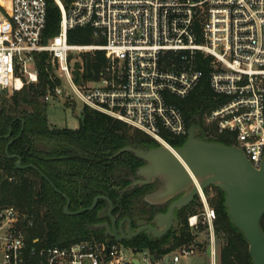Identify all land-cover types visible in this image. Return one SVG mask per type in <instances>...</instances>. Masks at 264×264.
I'll list each match as a JSON object with an SVG mask.
<instances>
[{
    "label": "built area",
    "instance_id": "built-area-1",
    "mask_svg": "<svg viewBox=\"0 0 264 264\" xmlns=\"http://www.w3.org/2000/svg\"><path fill=\"white\" fill-rule=\"evenodd\" d=\"M46 1L0 0V93L36 82L34 53L46 51L51 78L66 84L47 88L45 102L76 99L173 148L161 133L187 136L172 98L197 85L201 54L209 57L210 89L222 97L203 117V136H212L208 128L214 125L254 167L264 165V0H70L67 8L54 0L58 31L43 41ZM76 26H89L101 43H69L67 30ZM90 49L104 52L98 77L75 83L70 54ZM197 195L201 210L187 224H206L209 264H216L215 211L203 191ZM24 217L0 205V264H178L201 243L194 238L159 255L107 237L36 246L27 243Z\"/></svg>",
    "mask_w": 264,
    "mask_h": 264
},
{
    "label": "trees",
    "instance_id": "trees-1",
    "mask_svg": "<svg viewBox=\"0 0 264 264\" xmlns=\"http://www.w3.org/2000/svg\"><path fill=\"white\" fill-rule=\"evenodd\" d=\"M67 8L70 0H62ZM60 12L54 0L46 1V21L43 41L57 33ZM89 26H76L67 30V41L71 44L101 43L92 41ZM105 61L100 49L84 51L72 65L75 83L94 81ZM37 81L24 83L20 89L0 93V205H10L26 216L25 236L28 244H66L80 239H103L104 229L96 224L97 212L112 203V215L133 219L149 214L153 210L143 199L147 186L131 185L137 176L141 159L131 151L115 152L126 145L143 148L158 144L153 138L125 122L105 113L82 106L80 121L76 127H54L49 124L42 99L47 88L55 82L51 78V64L46 51L34 53ZM196 66L201 71L197 85L185 96L175 97L186 125H196L199 136L205 140H216L230 145L231 141L218 137L203 136L206 126L204 115L221 102L209 86V57L197 54ZM22 127V128H21ZM8 134V135H7ZM162 137L173 147L181 146L186 136H175L162 131ZM12 139L10 143L8 141ZM8 143V145H7ZM16 154L22 164L32 167L17 168L15 158L5 152ZM45 175L54 187L43 177ZM211 195H208L209 190ZM207 200L215 211L213 228L215 236L224 243L220 251L221 264H253L248 244L240 230L231 222L224 206V192L216 186L203 189ZM68 198L71 211L87 207L95 195H103L94 207L77 214H65L63 206ZM201 205L199 198L181 207V217L174 231L161 239L151 240L144 234L123 239L127 245L147 248L152 254L169 252L179 245H189L195 235L187 224V217L197 213ZM264 231V212L259 221ZM36 239V241H34Z\"/></svg>",
    "mask_w": 264,
    "mask_h": 264
},
{
    "label": "water",
    "instance_id": "water-1",
    "mask_svg": "<svg viewBox=\"0 0 264 264\" xmlns=\"http://www.w3.org/2000/svg\"><path fill=\"white\" fill-rule=\"evenodd\" d=\"M11 141L12 139L8 143ZM7 145L5 152L8 157L16 159L15 167H32L38 170L31 163L22 164L18 155L7 153ZM174 149L184 165L162 143L149 148L126 145L115 152L118 154L123 151H131L134 156L145 161L136 170V174L142 179L135 180L133 184L137 182L149 183L155 177L160 179L162 185L143 196L146 202L156 204L174 195H180L170 202L165 213L154 215L153 220L156 226L144 224L134 231L130 229L131 220L129 217L116 220V217L111 213L112 203L107 200L108 207L98 210L97 217L99 219L108 217V220L96 224L97 227L104 229L106 241H109V238L117 241L130 239L141 230L156 237L161 236L170 227L172 219L176 220L175 209L192 201L198 190L203 191L208 186H216L225 194L226 212L232 224L242 232L248 244L252 263L264 264V231L259 225L260 217L264 212V165L262 164L259 168L254 167L243 151L233 144L227 145L216 140L202 139L196 125L188 127L184 142ZM43 177L54 187L45 175ZM64 197L63 212L65 214H77L92 209L99 198H105L103 195H95L89 206L71 211L68 209V198L65 195ZM137 223H143V220H137Z\"/></svg>",
    "mask_w": 264,
    "mask_h": 264
},
{
    "label": "rangeland",
    "instance_id": "rangeland-1",
    "mask_svg": "<svg viewBox=\"0 0 264 264\" xmlns=\"http://www.w3.org/2000/svg\"><path fill=\"white\" fill-rule=\"evenodd\" d=\"M6 22V21H5ZM93 42H97V38L91 36ZM94 50V49H93ZM85 50L72 52L70 54L71 58V65H73L74 61H77L80 59V55ZM91 51V49H90ZM50 60V56H49ZM51 69H53L51 64ZM55 83H61V85L65 86L66 82L64 79H61L60 82L58 79H54ZM10 91H6V94H9ZM173 101H175V97L172 98ZM81 108L82 105L78 100H68L65 99V101H62L58 98H53L52 100L48 101L45 108V114L46 118L50 125L54 127H76L79 124L80 121V114H81ZM210 130V134L212 136L210 137H218L219 133H217L214 125L209 126L208 128ZM223 138H227L228 134H224L221 136ZM230 140V139H229ZM232 144H235L234 141L230 140ZM173 147V146H172ZM174 148V147H173ZM208 195H211L210 189L208 190ZM205 196L207 198V193H205ZM201 210V205L197 207V212ZM200 220V216H199ZM198 228L192 229L195 238L199 241H201L200 245L195 248V251L191 255H185L182 256L178 262V264H209V232L207 229L206 224L199 223ZM214 232V228H213ZM213 248L216 250L217 256H216V264H221L220 262V251L221 247L223 246V239L220 236H215V233L213 234ZM123 244H126L124 240L120 241ZM154 264H158L157 262Z\"/></svg>",
    "mask_w": 264,
    "mask_h": 264
},
{
    "label": "flooded vegetation",
    "instance_id": "flooded-vegetation-1",
    "mask_svg": "<svg viewBox=\"0 0 264 264\" xmlns=\"http://www.w3.org/2000/svg\"><path fill=\"white\" fill-rule=\"evenodd\" d=\"M141 161H142V162H141V164H140L138 167H140L141 165H143V164L145 163L144 160H141ZM137 179H142V177L139 176V175H137V176L133 179L131 185L142 184V183H138V182L133 184V182H134L135 180H137ZM143 185L147 186V190H146V192L143 194V196H144V195H146L147 193H149V192H151V191H154L155 189H157L158 187H160V186L162 185V183H161V181H160V179H159L158 177H155L152 181H150L149 183H145V184H143ZM179 195H180V194H178V195H174V196H172L171 198H169V199H167V200H165V201H163V202L156 203V204H150V203L147 202V203L149 204L148 207L151 208V210H153L152 214H151V215H149V214H143V215L136 216V217H134L133 219H130V220H131V222H130V229H131L132 231H134V230H136L137 228H139L140 226H142V225H144V224L151 225V226H156V224H155V222H154V220H153L154 215H155L156 213H165V212L167 211V209H168V205L170 204V202H171L172 200L176 199ZM197 198H199V197H198V195H197V193H196V194L194 195L192 201H196ZM192 201H190V202H192ZM190 202H189V203H190ZM186 205H187V204H186ZM179 209H180V208H179ZM179 209H175V210H174V216L176 217V220H175V219H172V222H171L170 227H169V228L167 229V231H166L165 233H163L161 236L156 237V236H154V235L151 234V233H147L145 230H141V231H139L136 235H134L133 237H135V236H139L140 234H144L146 237H148L149 239H151V240H153V241L158 240V239H161V238H162L163 236H165L166 234H168V233L174 231L175 228L178 226V224H179V222H180V218H181V217L178 215V213H177V211H178ZM122 218H123V217H122ZM118 220H119V219H118ZM137 220H143V223L138 224V223H137ZM124 224H125V222H124ZM190 229H191V228H190ZM191 230H192V229H191ZM131 238H132V237H131Z\"/></svg>",
    "mask_w": 264,
    "mask_h": 264
},
{
    "label": "bare ground",
    "instance_id": "bare-ground-1",
    "mask_svg": "<svg viewBox=\"0 0 264 264\" xmlns=\"http://www.w3.org/2000/svg\"><path fill=\"white\" fill-rule=\"evenodd\" d=\"M164 146H166V145H164ZM173 154H175V156L183 163V165H184V162L182 161V159L180 158V156L177 154V152L175 151V149L174 148H170V147H168V146H166ZM185 167H186V165H185ZM188 170V169H187ZM188 172L190 173V171L188 170ZM191 177H192V179L193 180H195V178L191 175Z\"/></svg>",
    "mask_w": 264,
    "mask_h": 264
}]
</instances>
